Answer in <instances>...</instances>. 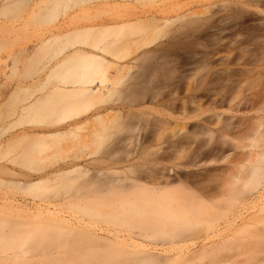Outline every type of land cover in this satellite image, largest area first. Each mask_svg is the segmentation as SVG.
Here are the masks:
<instances>
[{
  "label": "bare ground",
  "instance_id": "1",
  "mask_svg": "<svg viewBox=\"0 0 264 264\" xmlns=\"http://www.w3.org/2000/svg\"><path fill=\"white\" fill-rule=\"evenodd\" d=\"M19 1L18 3V0H2L0 17L7 14L12 6H20L22 1L32 2L31 0ZM44 1L39 0L38 3L43 4ZM106 1H108L106 6L100 2L98 4L102 8L109 7V4L110 6L119 4V7L124 5L131 12L122 19L107 14L105 15L108 17L102 19L99 17L100 11L98 12L99 16L93 12L95 8L101 9L95 4V8H86L87 6L84 9L80 8L83 10L66 19V21L71 20L63 21L65 26L62 25V28L65 33L63 32L61 36L72 39L70 45L67 46L69 53L62 56L63 58L61 57L60 61L50 69L46 68L47 71L40 70V74L31 80L32 85H30L35 89L32 93L29 92V95L24 94L21 99L24 87L22 84L20 87L17 85L15 90L13 89L12 93L20 95V100L17 98L19 103H16L20 107L16 106L17 109L13 107L15 111H10L11 115L15 114L18 117L17 121L1 122L3 119L0 118V123H5L2 126L5 128L0 132V137L7 134V137L0 139V189H2L0 192V264H46L43 263V260L46 261V259H50L49 264H56L60 261H63V264H169L170 261L177 258L191 262L200 253V250H196L186 255L178 253L170 259L161 258V254L154 252L151 247L146 245L143 238H148L150 234L170 237L200 232L201 229L197 228V224L201 220L200 212L189 209L185 202L174 201L171 191L181 190L180 193L198 194L208 198L214 194V190L220 182L219 177L223 175L221 173L230 168L205 169L203 172H176L173 168L166 167L164 162L170 161L172 157L187 159L188 156H194L199 160L214 159L219 157L218 155L224 151V148L217 146L211 147L207 151L201 150L200 140L197 143L192 139L194 135L179 134L176 128L171 125L172 114L162 113L159 110L162 109L161 106L163 107L162 94L161 96L155 94L151 97V99L153 98L152 103L158 105L160 112L157 118H151L154 121L147 120L143 126L141 125L142 121H131L130 119L133 117H128L125 110L134 100L137 104L144 103L145 92L139 90L141 93H138L139 91L135 90L136 85V88L118 90L115 87L116 83L119 84L118 79L113 80L114 77L111 78L112 74L109 75V72L113 71L114 74L116 72L117 75L119 74L118 70L114 71L113 69L116 70L117 67L124 66L120 65L122 58L119 57L122 46L120 42H123L124 39H130L127 42L129 45L126 43L127 40L125 41L127 46L133 45L138 50L148 48L153 41L145 43V35L142 34L144 39L142 36L136 38L132 35L140 30L147 31L145 29H150L151 32L156 31L161 23L172 27L169 31L173 41L170 40L171 37L169 40L172 42H176L174 39H177L178 42L182 36L187 39L190 34L191 38L194 34L197 39L200 36L199 27H204V25L202 26L203 22L200 23L201 19L206 21V16L203 17L198 13L196 15L199 19L192 17L193 20H198L196 22L201 24L196 25V22L191 19L197 28L195 26L191 28L190 20L191 24L186 22V26L178 28L175 21L173 23L167 17L157 15L158 11L162 13L163 9L160 8L163 7L166 0H160V3L158 0H146L149 2H146L149 5L147 10L137 7V4L142 0ZM38 3L37 6L33 5L35 9H38L40 5ZM92 4L90 6H93ZM245 4L258 8L259 14L264 13V0H246ZM142 5L140 6L142 7ZM229 5H231V1ZM28 6L23 7L28 9ZM231 6H228L227 17L232 19L236 15H240L239 18L242 20L240 26L244 32L242 40L246 43L255 42L254 52L260 55L258 56L256 53V56L254 54L252 56L260 64H264V21L259 24L246 25L247 21L258 19V14L245 10V7L233 8ZM145 7L147 8V6L142 8ZM153 7L156 8L151 11L150 8ZM206 8L208 9V7ZM30 9L33 7L31 6ZM35 9L33 10L36 11ZM54 13L55 11L52 13L48 11L49 20L50 18L52 21L54 18L56 19ZM213 15L211 19H213ZM97 18H99L98 21H96ZM76 20L83 22L82 26H79L81 23H78L77 27H79L72 31L70 25ZM7 21L9 22V20ZM209 22L212 24L213 21ZM3 23L6 22L3 21ZM66 25L69 26L66 27ZM4 26L6 27L7 24ZM151 28L153 29L151 30ZM162 28L165 27L162 26ZM202 31L201 34H203ZM3 32L5 33V31ZM176 32L178 35H174ZM3 38L2 40H4ZM180 43H184L183 40L179 41V45ZM185 43L183 48L188 41L186 40ZM170 46L172 47V45H169V50L172 53L178 52ZM173 46L176 47L175 44ZM1 49L3 48L0 47V53ZM214 50L216 49L214 48ZM7 56H0L1 60L4 59L0 60L1 64L6 62ZM159 67L156 65V68ZM120 68L119 70H121ZM156 68L154 69L157 70ZM154 73L158 74V72ZM8 78L13 79V76H8ZM204 83L206 84V82ZM186 84L185 88L193 92L195 87L192 82L187 81ZM150 91L153 93V90ZM158 91L155 92L160 93ZM115 94L122 98L120 99L121 103L116 106L111 104ZM262 95L264 94L262 93ZM259 100L261 97H253L247 104L253 107L258 105ZM172 106L173 104L170 103V109H173ZM132 114L136 115L134 117L139 115L135 112ZM2 116L4 117V114ZM117 116H120L122 121H111ZM219 116L216 115L218 121L222 120ZM127 119L128 121H126ZM207 121H211V118ZM138 126L140 133L134 135ZM205 128L206 126L197 125L194 133L204 134L207 132ZM121 130L122 134L117 136L116 133ZM182 130L184 129L182 128ZM257 132L258 130L254 134L256 135ZM88 143L91 146L95 145L94 152L85 153L89 147ZM252 147L253 145L250 146V148ZM257 154L264 158V144L260 145ZM85 160L90 161L84 163ZM234 179L238 178L234 177ZM251 189L253 192L251 191L250 195L254 194V196L250 201L252 202L256 198L260 205L261 202L264 204V179L258 183L255 182ZM179 195L181 196V194ZM56 197H61L65 205L79 212L90 216L106 217L109 223H113V228L111 226H96L56 206L53 209L50 208L46 204L47 201ZM248 201L246 200L245 204L242 203L243 206L239 209V214L236 212L238 216H236V221L238 219L241 221L242 217L245 219V215L249 211L253 212L251 208L258 204L256 202L255 205L253 202L252 206ZM260 205L258 206L260 207ZM102 208L108 211L102 213L99 210ZM232 220L227 222L231 227L236 224ZM116 225L119 227H115ZM244 227L245 225L240 228L244 229ZM224 228L226 225H219L213 230V233L222 232ZM80 250L81 252H79Z\"/></svg>",
  "mask_w": 264,
  "mask_h": 264
},
{
  "label": "rangeland",
  "instance_id": "2",
  "mask_svg": "<svg viewBox=\"0 0 264 264\" xmlns=\"http://www.w3.org/2000/svg\"><path fill=\"white\" fill-rule=\"evenodd\" d=\"M31 1V3L22 1L20 6H12L7 12L8 15L4 14L2 15L3 17H0V47L4 49H1L0 56L3 57L8 55V59L5 60L7 63H3L4 61L2 62L3 64L0 63V118L2 117L3 119L1 122L18 120V117L14 113H12L14 115L10 114V111L18 106L16 103L20 100L19 94L16 95L17 93H12L13 89L15 90L17 85L20 87L22 84L24 87L22 88L23 93H21V99L24 94L29 95V92L32 93L35 89V87H31V80L40 74V70L45 69L44 71H47L56 62L60 61L62 56L64 57L69 53L67 46L70 45L72 39L61 36L63 32L65 33L63 30L64 28H62V25H64L63 21L73 17L72 15L74 13L83 10L86 6V8H95V4L101 9L98 8V10L95 8L96 10L94 9V11H92L97 15L100 11V16H98L102 19L113 15L122 19V17L131 12L130 9L126 8L124 5L123 7L122 5L119 7V4H114V6H110L109 4V7H104L106 6V2L108 3L106 0H92V2H89L91 0H53L56 4L52 0H45L43 4L38 3L39 0H34L35 2L33 0ZM230 1L232 6L229 5ZM245 1L246 0H166L163 7L160 8L163 9L162 13L158 11L157 15L159 17L165 16L173 23L176 22L175 25L178 28L186 26V22L190 24L192 22L191 28H193L192 26L197 28L196 25L199 23L196 21L198 20L195 21L193 18H198L196 15L198 13V15H202L203 17L206 16V21L201 19L200 22L199 20L200 23L203 22L202 26L204 25V27L198 26L200 38L198 37L196 39L194 34H192V38H195L192 39L190 34V37L187 39L180 36L181 39L178 40V42L177 39H174L176 42H172L173 38L169 32L172 27H167V25L163 23H161L157 30L155 29L156 31L153 30L154 32L149 31L150 29H145L147 31L140 30L135 33L136 35H132V37L135 36L139 38L142 36L144 39L143 35H145L144 42L153 41V43L150 44L148 48L146 47L144 49L141 48L143 50H138L133 45L127 46V42L130 39H124L123 42H120L122 46L119 55V57L122 58V63H120V65L122 64L124 66L121 65L122 68L119 66L116 70L113 69L114 71L118 70L117 73L119 74L117 75L116 72L115 74L113 71L109 72V75L112 74L110 77H114L113 80H119H117L119 84H115L118 90L122 91L125 90V88L137 87L138 89L136 88L135 90L145 92L144 95H146V98L143 101L144 103L137 104L134 100L131 102V106L129 105L128 108H126L127 110H125L127 111L128 117L132 116L135 118L130 119L131 121H142L143 124L141 125L143 126L144 122L147 120L154 121L152 119L157 118L160 112H169L168 114L171 113L173 116L171 120L172 127H175L179 134L187 133V135H194L192 139L197 141V143L198 140H200L201 150L207 151L211 147L218 146L223 147L224 151H226L220 153L218 155L219 157L214 159L211 158L214 161L211 159L199 160L194 156H188L187 159H177L176 157L174 159V157H172L170 161L164 162L166 167L170 169L173 168L176 172H203L205 169L230 168L221 173L223 175L219 177L220 182L214 190V194L208 198L198 194L180 193L181 190L171 191V197L175 199L174 201L185 202L186 207L200 212L201 220L200 223L197 224V228L199 227L198 229L202 231L200 230L198 234L186 233L180 236L170 237L152 236L150 234L148 238H143V242L151 247L154 252L160 253L161 258L170 259L175 257L178 253L186 255L200 250V253L191 262L177 258L172 262L170 261L169 264H264V204L261 202L260 205L256 198H254V201H250L254 196V194L250 195L253 192L251 188L254 187V183H258V181L260 182V180L263 181L264 179V158H261L257 154L260 145L262 146L264 144V95H262V93L264 94V64H260V62L252 56L257 53L254 52L256 47V44H254L255 42L246 43L242 40L244 32L241 29L242 26H240L242 22L239 18L240 15H236V17L232 19L227 17V13L229 12L228 6L233 8L245 7V10L258 14V19L247 21L246 25L263 23L264 13L259 14L257 11L259 10L258 8L253 5L245 4ZM1 2L2 0H0V4ZM19 2L18 0V3ZM99 2L104 5V8L99 5ZM146 2V0L140 1L137 7L145 10L149 9V5H147L149 2ZM160 2L161 1L158 0V3ZM37 3L38 5L40 4L41 7L39 5L40 8L38 7V9H35L33 5ZM91 4L93 6H90ZM25 5H29L28 9L23 7ZM140 5H142V7L147 6V8H142ZM31 6L36 11L30 9ZM206 7H208V9ZM80 8L83 9L80 10ZM155 8L156 7L150 8V10L154 11ZM48 11L49 13L55 11L54 14H56V19L54 18L52 21L50 18V21L47 17ZM212 15L213 19H211ZM98 19L99 18L95 20L98 21ZM191 19L196 22V25H193L194 22ZM7 20H9V22L11 21V24ZM3 21L6 23H3ZM61 21L62 23H60ZM209 21H213L212 24L215 23L212 25ZM204 22H206L205 24L207 26ZM59 23L60 25H58ZM78 23H81L79 26H82L83 22H78L77 20L73 21L72 25H70L72 31L74 28L77 29L79 27H77ZM4 24H7V26L12 29H9L7 26L6 28ZM13 25L15 26L13 27ZM171 25L173 24L171 23ZM175 25L173 26L176 27ZM68 26L69 25H66V27ZM162 26L165 28L163 29ZM57 28L60 29L58 30ZM152 29L153 28H151V30ZM201 30H203V34H201ZM3 31H5V33ZM176 34L177 32L174 35ZM169 37H171V39ZM2 38L4 40H2ZM184 39L188 41L187 45L184 46L185 49L183 48V44L185 43ZM181 40L184 42L182 44L180 43L182 47L179 45V41L181 42ZM174 44L176 47L173 46ZM169 45H172L178 52L172 53L169 50ZM214 48L216 50H214ZM32 52L34 53L32 54ZM259 55L260 54H258V56ZM156 65L160 67L156 68ZM171 66L173 67L171 68ZM119 68L121 70H119ZM154 68L159 70L157 71ZM154 72H158V74ZM8 76H13V79H7ZM187 81L192 82V85H194L195 88L193 92L185 88V86L187 87ZM204 82H206V84ZM150 90H153V93ZM140 91L138 93H141ZM155 91L160 93H156ZM155 94H160V96L162 94V99L160 98L163 102V107H160L162 109H159L156 103H152L153 98L151 99V97ZM257 96L261 97V100L257 103L258 105L250 107L247 102L251 98ZM13 97L15 98L13 99ZM119 97L118 94H115L111 100V104L114 106H116V104L119 105L121 103L120 99H122ZM17 98L19 99L18 101ZM123 101L125 102L126 100ZM165 103H169L168 106H166ZM170 103L173 104L172 108L175 110L170 109ZM134 112L136 114L139 113L138 117H134L136 116L132 114ZM216 115H220V119L223 120H220L222 123L218 121ZM209 118H211V121H207ZM118 120L122 121L120 116H117L111 121ZM126 121H128V119ZM3 125H5V123H0V128H2ZM197 125L206 126L205 130L207 132L204 131V134H200V132L199 134L194 133L195 126ZM4 128L0 129V132H2ZM182 128L184 130H182ZM256 130H258V132L255 135L254 133ZM139 133L138 126L133 134L137 135ZM116 134L120 136L122 130L118 131ZM4 135L0 137V139L7 137V134ZM229 145L232 147L231 149ZM247 145L249 147H246ZM251 145H253L254 148H250ZM94 146L95 145L91 146L89 144L85 153L94 152L96 150ZM89 161L85 160L84 163H88ZM243 166H247L248 168L246 167L244 169ZM217 173H219V171H217ZM234 177L238 179L236 180ZM173 185L176 186V184ZM1 190L2 189H0V192ZM179 194H181V196ZM246 200H249L252 206L254 205L253 202H255V205L257 202V206L260 205L261 208L259 206L252 207L251 209L253 212L249 211L248 214L245 215V219L242 217L241 221L240 219L236 221V212L238 213V211H240L239 209L243 206L242 203L245 204ZM46 204L52 209L55 208V206L63 209L96 226H111V228H113V223H109L106 217L90 216L76 209H72L64 204L61 197L48 200ZM99 210L102 213L108 211L105 208ZM231 220L236 222L234 226L232 225L233 227L229 226L227 223ZM224 224L226 225V228H224L225 230L223 229L224 231L222 230V232L220 231L219 233L215 232L216 234L213 233L216 227L219 225L225 226ZM244 225V229L240 228ZM115 227L118 228L119 226L116 225ZM79 252H81V250ZM43 263L49 264L50 259H46V261L43 260ZM56 264H63V261Z\"/></svg>",
  "mask_w": 264,
  "mask_h": 264
}]
</instances>
